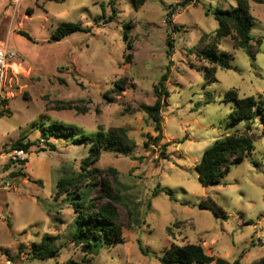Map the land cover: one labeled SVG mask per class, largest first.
Instances as JSON below:
<instances>
[{
	"label": "rangeland",
	"instance_id": "374dc122",
	"mask_svg": "<svg viewBox=\"0 0 264 264\" xmlns=\"http://www.w3.org/2000/svg\"><path fill=\"white\" fill-rule=\"evenodd\" d=\"M248 1L255 49L261 40L255 58L226 36L218 50L231 67H217L209 79L211 65L198 57V43L218 28L213 11L236 0H146L140 9L133 0H0V46L16 54L8 60L16 65L8 77L10 112L0 116V154L18 139L31 143L26 161L0 158V264H162L172 243L200 244L224 264L264 257L260 116L252 122L255 151L219 184L204 185L197 172L207 147L247 131V121L232 122L234 103L224 93L235 88L264 103V3ZM62 22L86 30L55 40ZM162 87L159 134L138 108L155 104ZM64 103L74 108L56 109ZM58 122L75 126V134L54 135ZM109 127L126 128L136 143L130 156L103 151L91 165L116 168L125 185L118 206L123 237L91 254L69 240L77 213L67 194L57 195V182L81 171L91 154L89 139H75ZM100 192L98 185L81 189L86 197ZM210 198L226 219L209 209ZM47 234L57 236L58 256L33 258V243Z\"/></svg>",
	"mask_w": 264,
	"mask_h": 264
},
{
	"label": "trees",
	"instance_id": "16d2710c",
	"mask_svg": "<svg viewBox=\"0 0 264 264\" xmlns=\"http://www.w3.org/2000/svg\"><path fill=\"white\" fill-rule=\"evenodd\" d=\"M236 1V6L213 11V15L219 22L218 28L213 34L204 35L198 43V57L211 65L206 67L205 73L209 79L215 76L217 67L222 69L231 67L227 59L228 54L221 53L218 50V45L224 37H232L234 47L243 49L252 58H255L261 43L259 39L257 49L252 44L251 28L254 18L249 1ZM254 1L264 3V0ZM133 2L134 7L140 9L146 0H133ZM171 14L173 12L169 15ZM167 22L172 23L171 16H168ZM82 30L86 29L78 22H62L53 32V38L62 40L72 33ZM24 34L27 35L25 32ZM129 48H132L131 43H129ZM167 77V73L164 74L159 85H162ZM156 89H159V86H156ZM162 94H164L163 87L161 93H158L155 104H142L138 108L139 111L147 113L152 118L155 123V131L159 134L162 132ZM224 101L234 103L230 113L231 120L233 123L247 121V131L226 135L217 139L204 150L197 163L199 179L204 185L219 184L221 177L229 172L233 164L242 161L255 151V140L251 134L252 122L259 115L264 123V103L259 102L254 96L241 97L238 90L232 88L224 93ZM72 108L74 106L71 103H64L57 106L56 109ZM9 112L8 110L6 114ZM53 128L52 133L58 137L70 136L75 134L76 131L75 126L59 122L53 123ZM44 137L49 138L46 132ZM86 139L91 141V154L82 161L81 171L71 176L59 178L57 195L67 194V199L77 213L72 223L73 230L69 235L70 242L82 245L87 253L97 254L103 246L117 244L122 241L123 232L122 225L118 222L120 218L118 206L122 200L121 193L125 185L119 180L116 168H92L91 165L99 159L103 151H113L130 156L133 154L136 143L124 127L100 129V132L94 136L86 137L82 135L75 140L82 141ZM49 145L52 148L55 147L53 144ZM30 146L31 143H24L22 139H18L11 144L9 149L24 148L27 151ZM254 163L257 164V162ZM96 185L101 189L99 194L86 197L81 193L82 188ZM208 202L209 209L216 216L227 218L225 211L212 198ZM128 213L131 215L133 212L128 210ZM56 240L57 236L47 234L43 236L40 243H33L31 250L33 258L50 259L57 257L59 248L55 246ZM159 259L162 264H211L214 261H217L218 264H224L222 260L216 259L214 255L207 253L202 245L196 243L184 245L172 243ZM69 264L77 263L69 262ZM254 264H264V257L255 261Z\"/></svg>",
	"mask_w": 264,
	"mask_h": 264
},
{
	"label": "built area",
	"instance_id": "2783aa9c",
	"mask_svg": "<svg viewBox=\"0 0 264 264\" xmlns=\"http://www.w3.org/2000/svg\"><path fill=\"white\" fill-rule=\"evenodd\" d=\"M21 0H11L12 4H17ZM16 56L15 53H9L6 50V47L0 46V115L6 114L9 110V83L8 77L13 78V66L14 63L9 62L8 60L12 57ZM28 152L24 148H14L4 153L0 154V158H6L8 161L19 162L26 161L28 156ZM6 185L11 187L12 183L10 180H7Z\"/></svg>",
	"mask_w": 264,
	"mask_h": 264
},
{
	"label": "crops",
	"instance_id": "0c3cea01",
	"mask_svg": "<svg viewBox=\"0 0 264 264\" xmlns=\"http://www.w3.org/2000/svg\"><path fill=\"white\" fill-rule=\"evenodd\" d=\"M14 65H16V64H14ZM15 67V66H14Z\"/></svg>",
	"mask_w": 264,
	"mask_h": 264
},
{
	"label": "bare ground",
	"instance_id": "6f19581e",
	"mask_svg": "<svg viewBox=\"0 0 264 264\" xmlns=\"http://www.w3.org/2000/svg\"><path fill=\"white\" fill-rule=\"evenodd\" d=\"M13 66H15V65H13Z\"/></svg>",
	"mask_w": 264,
	"mask_h": 264
}]
</instances>
